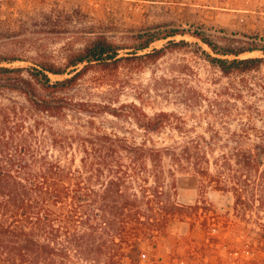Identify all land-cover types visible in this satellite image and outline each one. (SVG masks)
Listing matches in <instances>:
<instances>
[{
    "label": "trees",
    "instance_id": "trees-1",
    "mask_svg": "<svg viewBox=\"0 0 264 264\" xmlns=\"http://www.w3.org/2000/svg\"><path fill=\"white\" fill-rule=\"evenodd\" d=\"M243 36L156 24L119 40L92 31L59 53L0 54V264H144L145 245L171 220L200 215V202L186 216L172 200L176 169L233 193L243 218L264 211V39ZM176 53L160 78L187 111L149 112L137 91L122 100L137 75ZM202 61L214 77H201ZM197 106L202 133L187 128ZM108 116L133 127L109 130ZM169 128L180 139L160 145ZM51 150L78 151L80 166L69 170Z\"/></svg>",
    "mask_w": 264,
    "mask_h": 264
},
{
    "label": "rangeland",
    "instance_id": "rangeland-1",
    "mask_svg": "<svg viewBox=\"0 0 264 264\" xmlns=\"http://www.w3.org/2000/svg\"><path fill=\"white\" fill-rule=\"evenodd\" d=\"M156 24L185 28L204 26L213 33L225 30L245 40L244 34L264 39V0H0V54L24 53L36 48L59 53L66 43L81 45L92 31L119 40ZM182 38L177 36V39ZM185 38L198 41L189 35ZM164 43L159 41L154 46ZM251 55H260V52ZM181 56L171 54L158 66L137 75L134 88L122 100H133L137 91L147 98L149 112L159 109L187 111L175 99L172 82L160 78L162 75L170 77L171 63H178ZM14 65L27 63L16 62ZM195 65L202 78L214 77L215 72L207 62ZM52 78L59 76L52 75ZM147 91L149 94H145ZM260 97L264 98V95ZM258 98L257 95L248 96L250 100ZM203 109L197 106L189 112L191 118L187 128L195 126L198 133L204 131L207 124L202 116ZM105 124L109 130L133 127L112 116L107 117ZM174 139H180V136L172 128L156 136L160 145L172 143ZM51 152L69 170L75 171L80 166L78 151ZM165 169H174L168 160H165ZM175 172L177 192L171 195L172 200L185 206L182 213L186 216L191 215V210L186 207L200 202V215L193 219L186 217L185 221L182 216L171 220L156 238L155 247L145 245L148 254L144 264L153 259L156 264H264V248L260 245L264 236V211H249L243 218L234 209L233 193L215 188V184L201 180L194 173H182L177 169ZM170 182L169 177L168 184ZM234 249L240 252L232 255L230 252Z\"/></svg>",
    "mask_w": 264,
    "mask_h": 264
}]
</instances>
